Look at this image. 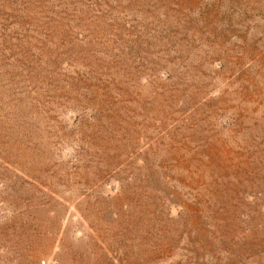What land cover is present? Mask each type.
Returning a JSON list of instances; mask_svg holds the SVG:
<instances>
[{
  "label": "rangeland",
  "instance_id": "1",
  "mask_svg": "<svg viewBox=\"0 0 264 264\" xmlns=\"http://www.w3.org/2000/svg\"><path fill=\"white\" fill-rule=\"evenodd\" d=\"M0 264H264V0H0Z\"/></svg>",
  "mask_w": 264,
  "mask_h": 264
}]
</instances>
